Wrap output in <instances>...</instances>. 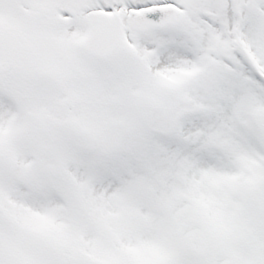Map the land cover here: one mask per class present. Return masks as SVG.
Masks as SVG:
<instances>
[{"label":"snow or ice","instance_id":"obj_1","mask_svg":"<svg viewBox=\"0 0 264 264\" xmlns=\"http://www.w3.org/2000/svg\"><path fill=\"white\" fill-rule=\"evenodd\" d=\"M0 264H264V0H0Z\"/></svg>","mask_w":264,"mask_h":264}]
</instances>
